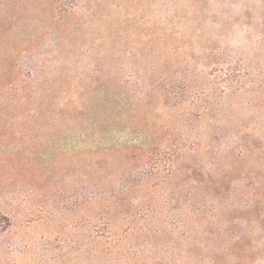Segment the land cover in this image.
<instances>
[{
    "label": "rangeland",
    "instance_id": "374dc122",
    "mask_svg": "<svg viewBox=\"0 0 264 264\" xmlns=\"http://www.w3.org/2000/svg\"><path fill=\"white\" fill-rule=\"evenodd\" d=\"M50 9L0 0V67L21 53L16 71L44 62L46 94L59 89L50 117L0 104V214L12 221L0 264H264V0H81L63 19ZM185 77L205 99L199 128L254 133L256 148L231 174L243 190L222 198L230 203L130 210L105 242L78 165L109 129L96 124L95 102L119 82ZM251 179L263 182L257 197Z\"/></svg>",
    "mask_w": 264,
    "mask_h": 264
},
{
    "label": "trees",
    "instance_id": "16d2710c",
    "mask_svg": "<svg viewBox=\"0 0 264 264\" xmlns=\"http://www.w3.org/2000/svg\"><path fill=\"white\" fill-rule=\"evenodd\" d=\"M80 1L47 0L50 17H67ZM8 56L0 67L1 106L27 108L39 117L43 114L50 117L59 104L57 83L53 87L55 91L46 94L50 89L52 68L45 67L42 62L22 73L15 70L21 53L11 51ZM161 71L160 67L152 68L154 74ZM92 74L96 75L95 69ZM161 81H137L135 88L128 82H119L113 91L95 102L96 124L108 121L109 129L99 133L94 147L81 148L82 158L78 165L87 182L83 186V204L93 202L101 229L97 235L105 242L113 238L118 223L135 218L130 210L144 207L155 210L162 204L188 208L196 203L200 207L230 203V199L223 201L222 198L243 190V185L231 174L249 151L256 148L254 133L240 128L236 131L199 128L196 123L207 111L201 94L194 93L187 77L178 84L171 78ZM214 117L223 116L218 113ZM128 124L135 127H128ZM106 137L109 141H105ZM228 138L230 142L225 140ZM262 183H254L251 179L245 188L257 197ZM256 184H260L259 188ZM160 188L170 191L161 195ZM211 198L216 199V203ZM254 202L249 208L258 204ZM11 225L10 216L0 214V235ZM131 230L128 227L123 231L125 234L120 240ZM104 258L106 262L109 260L106 255Z\"/></svg>",
    "mask_w": 264,
    "mask_h": 264
}]
</instances>
